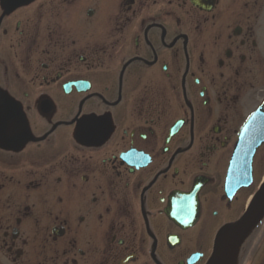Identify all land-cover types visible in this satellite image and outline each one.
<instances>
[{
    "label": "flooded vegetation",
    "instance_id": "1",
    "mask_svg": "<svg viewBox=\"0 0 264 264\" xmlns=\"http://www.w3.org/2000/svg\"><path fill=\"white\" fill-rule=\"evenodd\" d=\"M259 136L264 0H0V264H208Z\"/></svg>",
    "mask_w": 264,
    "mask_h": 264
},
{
    "label": "water",
    "instance_id": "2",
    "mask_svg": "<svg viewBox=\"0 0 264 264\" xmlns=\"http://www.w3.org/2000/svg\"><path fill=\"white\" fill-rule=\"evenodd\" d=\"M256 118V114L250 118L249 125ZM264 142V136H259V140L256 143H243L242 139L238 141L236 150L232 159V173L228 176L227 186L231 180L232 183H238L235 186L231 194L240 185H248L251 181L250 164L254 150ZM246 155V158H242V155ZM234 163H242L245 166V173L238 174L234 171ZM264 214V182L258 189L250 201L246 212L235 222L225 225L218 233L215 244L214 253L208 264H219L220 259H224L233 244L239 240V237L245 229H247L258 217Z\"/></svg>",
    "mask_w": 264,
    "mask_h": 264
},
{
    "label": "bare ground",
    "instance_id": "3",
    "mask_svg": "<svg viewBox=\"0 0 264 264\" xmlns=\"http://www.w3.org/2000/svg\"><path fill=\"white\" fill-rule=\"evenodd\" d=\"M235 254H236V249L234 247L229 249V252L227 253L225 264H234Z\"/></svg>",
    "mask_w": 264,
    "mask_h": 264
}]
</instances>
